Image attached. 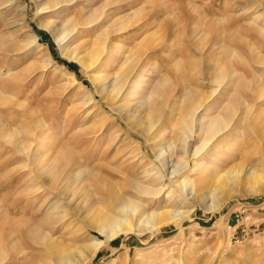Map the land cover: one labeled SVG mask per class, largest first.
I'll return each mask as SVG.
<instances>
[{
  "label": "rangeland",
  "instance_id": "374dc122",
  "mask_svg": "<svg viewBox=\"0 0 264 264\" xmlns=\"http://www.w3.org/2000/svg\"><path fill=\"white\" fill-rule=\"evenodd\" d=\"M51 3L0 0V246L4 260L19 256L25 248L24 239L13 242L7 236H17L30 223L40 225L55 211L60 214L55 215L52 234L66 252L81 245L90 247L94 236L102 239L82 216L91 214L89 207L94 206L118 213L102 185L105 179L120 193L141 199L144 211L191 210L178 221L167 220L155 229L114 236L87 264H264V0ZM43 5L50 7L38 10ZM84 14L96 20L76 24L61 45L41 25L53 20L55 31L62 33L64 25L81 21ZM100 34L106 42L119 44L124 52L121 60H102L101 55L91 64L92 68L98 62L92 70L63 54L62 49L75 46L89 51ZM141 52L142 83L134 99L150 95L154 100L156 95H152L163 82L177 88L172 94L177 100L171 107L175 111L160 119L150 140L111 111L89 78L91 73L111 75L124 57L134 58ZM223 62L233 75L220 84L209 80ZM175 64L181 66V74L172 71ZM183 78L184 84L189 82L203 94L205 113H220L233 122L231 130L213 140L220 145L218 150L207 154L202 150L194 158H204L200 166L210 165L206 171L210 177L204 183L207 191L213 188L216 172L242 170L241 181L230 189L221 188L227 197L216 208H206L210 193L203 200L190 198L181 203L176 191L167 194L171 188L166 179L162 181L166 186L154 198L128 186L129 180L159 183L153 181L154 168L160 164L152 152L153 140L174 141L171 160L187 155V147L176 139L179 130L175 127L188 92L177 85ZM34 132L42 134L26 141ZM191 140L188 148L197 141ZM41 153L45 156L41 167H33L32 161ZM79 168L84 171L73 183L71 174ZM198 171L188 172L192 182H197ZM50 177H58L51 186L44 182ZM64 189L72 193L71 198H63ZM70 204L86 205L77 212ZM39 249L35 252L41 257L28 258L26 264H48L50 254Z\"/></svg>",
  "mask_w": 264,
  "mask_h": 264
},
{
  "label": "bare ground",
  "instance_id": "6f19581e",
  "mask_svg": "<svg viewBox=\"0 0 264 264\" xmlns=\"http://www.w3.org/2000/svg\"><path fill=\"white\" fill-rule=\"evenodd\" d=\"M70 1L72 0H51L52 2L51 5L60 2H70ZM62 5L64 4L62 3ZM48 7H50V5H43L39 7L38 10L42 11ZM86 15L87 14L81 15L79 17V20L81 21L79 22H74L70 26L68 24L64 25L62 33L61 31L59 33L55 31L54 28L57 27L53 25L54 23L53 20L41 23V25L49 29L55 36L56 41L60 43L64 40L67 34H69V32L72 29H74V26L76 24L77 25L89 24L96 20V17H92L91 19H88ZM121 28L123 27H119L118 29L117 28L116 29L120 30ZM86 47H88V45ZM79 48H80L79 46H75L74 49L71 50L62 49V52L64 55L74 59L80 65L84 66L86 69H88V67H90L94 61L98 60L101 55L102 56L100 59L102 60L104 57L105 60H109L110 58L111 60L112 58H115L117 60L118 58L120 59V54H124V52H121L119 44L117 45V43L111 44L109 42H106V38L101 36V34H100V38L93 41V46L89 51L82 52L80 51ZM143 54L144 52H141L140 54L137 55V57L134 58L129 56L124 57V59L120 62L116 70L111 75L105 73L104 74L91 73L89 75V78L92 80L93 84L97 87V91L101 95L100 97L105 101V104H107L108 107L111 108V111L112 110L116 111L115 113L118 115V118L120 120L126 122L127 125L131 124L133 127L137 128L138 132L141 135H143V137H145L147 140H150L149 136L153 131L154 127L160 121V119L162 117H166V114L168 117H170L172 113L175 111L171 107L176 103L177 100L175 97L172 98V94L173 92L175 93L177 88L175 87L176 85L173 86L174 85L173 83L171 84L168 82H163L162 84L163 86H160L157 89V91L152 95V96L156 95L155 98L153 97L154 100L151 99L150 95L143 97L141 100L140 98L138 100L134 99L136 93L137 92L140 93V90L138 91V89L141 88L140 85L142 83L141 80L142 71L138 69V66L139 64L143 66L141 64V62L143 61L142 59ZM145 62L148 61L146 60ZM145 62L144 65L147 64ZM178 65L179 64H175L173 65L174 67H172L173 69L172 71H174L176 75L181 74L180 73L181 66ZM226 67H227L226 62H223V64H219V65L217 64V66L214 68V73H212V75L208 77L209 80L220 84L222 80L225 79L226 76L228 79V76L233 75L234 72L232 70L230 71L227 70ZM179 77L181 76L179 75ZM184 80L185 78L181 79V81L177 83L179 87L180 86L183 87V89L185 90L184 92H187V90L188 92L186 94V97L184 98V104L179 112V117H178L179 119L176 121L175 127L177 128V130H179L178 134L176 135V139H178L177 141L181 143L183 147H187L185 148L186 150L184 152L187 155L184 154L185 156L183 157H175L174 159L171 160L169 159V157H171L170 156L171 147L174 146L173 145L174 141L167 140L166 142H158L157 140H153V142H151L152 152H154V155L156 156V158L160 163L159 167L154 168L157 169L156 170L157 172L155 177H153V181L158 180L159 183L142 184L139 180H129L128 186L134 188V190L140 194L142 193L147 196L149 195L148 197L152 196L154 198L157 195H159L160 192L166 186V182H162L163 179H166L170 183L167 186V188H171L167 194H169L172 191H176L175 195L179 197L181 203L186 204L188 201H190L189 200L190 198L203 200L207 198L208 193H210L212 194L210 196L211 202L208 205H206V208L207 209L216 208V206L220 202H222L224 198L227 197L226 196L227 192H222L221 188L225 187L230 189L233 184L237 183L238 181H241V176L243 175L242 170L240 168H233V169L231 168L216 172L214 174L215 182L213 184V188L207 191L206 190L207 187L205 184H206V179L208 178L209 175L206 174V171L209 169L210 165L206 164L205 167L201 165L204 168L202 167L203 169L201 168L198 171V169L201 167L200 163L204 158L202 159L200 157V159L198 160H195L194 158H199V156H201L202 154L201 153L202 150L205 154L216 149L218 150L220 148V145L213 144L212 143L213 140L215 141L219 134L228 131L231 128L233 122H231L230 119H227L226 116L220 113H216L215 115H211V114L208 115V113H205L208 111V108H204L203 94L202 93L198 94L195 89H192V87L189 86V82H187V84L186 83L184 84L183 83ZM236 130H238V128H236ZM230 133L231 131L229 132V134ZM41 134L42 132L40 133L34 132L32 135H30V137L26 138V141H32L36 136ZM192 138L194 139L196 138L199 144L196 141L193 147L190 146V148H188L189 141ZM28 151H26V154ZM175 153L177 154V152ZM44 157H45L44 153L43 154L41 153V155L37 159H34L32 161L33 167L36 166L40 168L41 161L43 160ZM190 159L193 160L192 165H189ZM56 167H60V166L56 164ZM60 169L58 170L59 172ZM83 171L84 169L79 168L71 174L72 176L70 177V179L73 180L72 181L73 183L76 181L77 178H79V175ZM181 171L182 174L177 175ZM191 171L194 172L198 171L196 172L198 174L197 182L196 181L192 182L191 178L187 176L188 172ZM173 175L175 176L177 175L178 178L172 179ZM57 180L58 177H50L49 180L44 182H47V184L51 186L52 184L51 182L52 181L56 182ZM101 182L103 187H105L108 190L109 192L108 195H110L109 197H111L110 200L115 210L118 211V213L115 214L107 213L103 211L101 208L95 206L94 207L87 206L89 207V212L91 214H84L82 217L85 219L86 224L88 226L93 227L97 230V232L101 235L102 239L99 238L98 236H94L90 240L91 241L90 247L87 245H81L73 250H70L69 252H66L64 249L60 247L59 243L55 240L52 234L53 229L55 228V227L53 228V223L56 220L55 215L60 214V211H55L47 215L46 219L41 221L42 224L40 223V225H38V224L30 223L28 224V227H26L25 230L22 229L19 230L17 236L13 234L7 236V237H11L12 238L11 241L13 240V242H17L18 239H24L25 248L24 250L20 249L21 251L20 254L16 253L19 254V256L8 257L6 260H4V257L1 256V246H0V262L4 260L3 261L4 264H26L28 263V258H32L33 256L35 258L41 257L40 253L35 252V250L40 248L38 252H43V254H48V253L50 254V260L48 259L49 260L48 264H87L89 263L90 259H93L91 257L101 248L102 244L108 241L109 239L113 238L114 236L119 235L121 233L123 234L136 230L142 231V230L155 229L167 220L178 221L179 219L183 218L185 215H188L186 213H188V211L191 210V209L190 210L178 209L177 207H175L174 209L170 207L169 209H166L167 207H165V209L158 208V210H154L151 212L144 211L142 209V204H141L142 201H140L141 199L138 200V197L137 199H135L128 193L127 194H124L122 192L120 193L116 185L113 186L111 182H108L105 179H102ZM225 191L229 192L230 190H225ZM62 193H63V198L65 199H69L72 196V193L68 192L66 189L62 190ZM70 205L77 212L79 211L81 212V209L86 204H70ZM31 213L35 214V210H32ZM7 240L5 239V241ZM26 249H29L31 254L28 255ZM76 254H78L79 256L77 255L76 257ZM9 255H11V253H9Z\"/></svg>",
  "mask_w": 264,
  "mask_h": 264
}]
</instances>
